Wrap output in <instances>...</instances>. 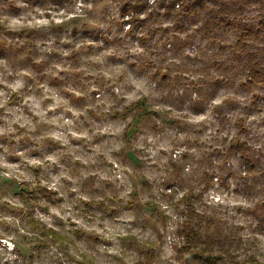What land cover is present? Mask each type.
Returning <instances> with one entry per match:
<instances>
[{"label": "rangeland", "instance_id": "rangeland-1", "mask_svg": "<svg viewBox=\"0 0 264 264\" xmlns=\"http://www.w3.org/2000/svg\"><path fill=\"white\" fill-rule=\"evenodd\" d=\"M131 1L0 0V264H196L211 239L264 264V70L153 0L128 28Z\"/></svg>", "mask_w": 264, "mask_h": 264}, {"label": "trees", "instance_id": "trees-1", "mask_svg": "<svg viewBox=\"0 0 264 264\" xmlns=\"http://www.w3.org/2000/svg\"><path fill=\"white\" fill-rule=\"evenodd\" d=\"M140 0H132L126 5L123 14H130L128 21V28L134 25V20L137 19L140 23L145 20L141 17L143 12V4L140 5ZM71 0H25V4H36L40 7L46 8L47 3H52L57 6H63ZM145 3V1H144ZM250 3V0H153L147 6L156 15L172 17L177 16L173 25V31H184L186 34L195 32L193 35L202 36H216L224 29L231 28L234 30L232 39V52L246 53L245 67L246 74L252 80L255 75H258L264 70V43L260 47V53L247 52L248 43L250 40L255 41L264 36V17L257 20L249 19L245 14V7ZM264 39V38H262ZM222 46V45H220ZM225 154L235 150L243 157L244 163H247L245 155V141L239 138H233L229 141L228 145L224 147ZM198 219L185 220V223H197ZM185 228V227H184ZM186 229V228H185ZM197 229H193L189 224L185 231V235L190 237L192 241L198 240L199 233ZM189 241V240H188ZM217 248H212L214 241H204L203 247H199L197 242H186L188 252L196 260V264H240V262L233 261L232 258H227L228 245H224V241L216 242ZM198 246V247H197Z\"/></svg>", "mask_w": 264, "mask_h": 264}, {"label": "clouds", "instance_id": "clouds-1", "mask_svg": "<svg viewBox=\"0 0 264 264\" xmlns=\"http://www.w3.org/2000/svg\"><path fill=\"white\" fill-rule=\"evenodd\" d=\"M91 5H88V7H90ZM78 7H84V5L83 4H80V5H78ZM214 103H219V101H215ZM213 204H215V203H224V201H222V200H219V198H217V200L216 201H213L212 202Z\"/></svg>", "mask_w": 264, "mask_h": 264}]
</instances>
